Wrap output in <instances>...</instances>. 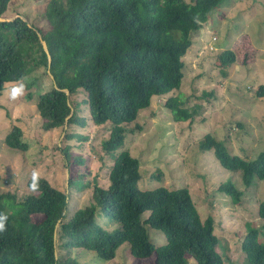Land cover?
I'll list each match as a JSON object with an SVG mask.
<instances>
[{"label": "trees", "instance_id": "1", "mask_svg": "<svg viewBox=\"0 0 264 264\" xmlns=\"http://www.w3.org/2000/svg\"><path fill=\"white\" fill-rule=\"evenodd\" d=\"M11 0H0L3 17ZM224 0H49L44 10L47 28L30 25L17 15L0 21V96L6 83L23 82L26 90L36 86L34 70L43 67L52 74L48 90L36 103L45 131L87 125L72 97L83 94L80 104L87 106L96 126L110 123L101 149L112 156L108 187L94 179L91 201L71 214L67 213L68 194L39 176V190H31L22 201L10 193H0V212L9 220L0 232V264H78L72 251L82 248L104 260L113 259L117 249L127 243L137 259L152 256L153 264H224L225 252H218L214 219H202L189 188H139L143 175L140 162L122 148L126 125L135 122L139 111L151 104V98L166 96L164 106L174 121L191 120L189 109L179 96L169 93L179 89L184 76L187 50L195 34L209 19L210 13ZM46 42L51 60L42 48ZM236 61L233 50L216 57L223 76ZM63 89H68L67 94ZM264 96V86L258 88ZM32 92L26 93L31 99ZM139 128V126H136ZM129 132L134 133L133 129ZM22 130L12 126L4 137L7 146L25 151ZM65 137L87 139L66 131ZM202 151L213 150L219 164L230 171H240L244 186L264 180V151L248 160L231 154L223 141L210 133L199 141ZM67 154V149L64 150ZM78 165L84 161L75 160ZM69 186L81 189L86 184L77 168L72 169ZM218 190L234 203L242 191L228 180ZM101 212L113 227L96 222ZM148 213L145 218L143 215ZM258 216L264 219V200L258 204ZM149 228L165 236L156 244ZM259 230L249 227L241 250L247 264H264V241ZM57 247L65 249L62 254Z\"/></svg>", "mask_w": 264, "mask_h": 264}, {"label": "rangeland", "instance_id": "2", "mask_svg": "<svg viewBox=\"0 0 264 264\" xmlns=\"http://www.w3.org/2000/svg\"><path fill=\"white\" fill-rule=\"evenodd\" d=\"M48 2L11 0L3 18L19 15L30 25L45 29L48 24L44 10ZM227 49L234 51L236 61L223 76L216 57ZM183 61L181 85L168 95H180L183 106L196 110L194 117L174 121L164 106L167 95L152 97L150 106L139 111L135 122L126 125L122 148L140 162L143 178L139 188L187 186L201 218L213 216L216 249L225 252L224 264H247L241 242L249 227L258 229V240L264 241V219L257 212L258 204L264 200V180L256 178L253 185L244 186L240 171L223 168L213 150L202 151L198 145L204 134L210 133L223 141L231 154L245 159H255L264 151V96L258 95L259 86H264V0H224L195 34ZM30 75L36 78V86L26 90L23 82L6 83L0 96V193H10L16 201H22L31 193L27 181L36 170L68 194L67 213L71 214L91 201L94 179L102 187L109 185L114 158L103 152L100 143L107 138L110 123L94 125L87 106L80 104L83 94L78 93L72 100L78 103L87 125H71L69 129L64 125L45 131L36 103L39 95L51 86L52 78L43 67ZM21 84L22 94L12 99L11 89ZM28 91L33 94L30 100L26 98ZM14 125L22 130L25 151L10 148L4 142ZM70 130L87 139H67L65 132ZM76 158L84 162L78 165ZM71 164L81 174L84 188L69 186ZM228 180L242 191L236 203L218 190ZM146 215L147 212L143 218ZM96 222L104 228L113 227L101 212L97 213ZM158 231L149 228L150 237L156 244L164 243L165 236ZM57 251L63 254L65 249L57 247ZM71 254L78 264H153L152 256L135 258L127 243L110 260L82 248ZM188 260L194 264L191 257Z\"/></svg>", "mask_w": 264, "mask_h": 264}, {"label": "clouds", "instance_id": "3", "mask_svg": "<svg viewBox=\"0 0 264 264\" xmlns=\"http://www.w3.org/2000/svg\"><path fill=\"white\" fill-rule=\"evenodd\" d=\"M23 91V84L18 87H14L11 89L10 96L12 99H16ZM30 188L33 192L39 190V173L36 170H33L31 177ZM9 217L7 213L0 212V232H4L6 230V226L8 223Z\"/></svg>", "mask_w": 264, "mask_h": 264}, {"label": "water", "instance_id": "4", "mask_svg": "<svg viewBox=\"0 0 264 264\" xmlns=\"http://www.w3.org/2000/svg\"><path fill=\"white\" fill-rule=\"evenodd\" d=\"M11 19H8V18H3L0 16V21H9ZM40 37V36H39ZM40 42H41V45H42V48L43 50L45 51V53L47 54V58H48V62H50L51 60V57H50V54H49V51H48V48H47V45H46V42L40 37ZM48 74H50L51 78L53 77L52 74L50 73L49 69H48ZM67 94L69 93L68 89H63ZM68 118V117H67ZM67 118H66V122H65V125L67 123Z\"/></svg>", "mask_w": 264, "mask_h": 264}]
</instances>
